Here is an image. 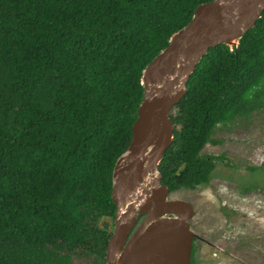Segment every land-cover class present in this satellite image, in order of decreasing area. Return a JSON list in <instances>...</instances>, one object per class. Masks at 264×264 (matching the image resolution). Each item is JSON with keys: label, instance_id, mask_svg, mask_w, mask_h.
Returning a JSON list of instances; mask_svg holds the SVG:
<instances>
[{"label": "trees", "instance_id": "1", "mask_svg": "<svg viewBox=\"0 0 264 264\" xmlns=\"http://www.w3.org/2000/svg\"><path fill=\"white\" fill-rule=\"evenodd\" d=\"M209 1L0 0V264H105L113 231L101 222L115 221L113 171L131 142L143 72ZM262 106L264 10L190 75L169 115L162 183L171 192L207 184L226 157L201 150Z\"/></svg>", "mask_w": 264, "mask_h": 264}, {"label": "water", "instance_id": "2", "mask_svg": "<svg viewBox=\"0 0 264 264\" xmlns=\"http://www.w3.org/2000/svg\"><path fill=\"white\" fill-rule=\"evenodd\" d=\"M263 10L264 0L203 3L145 68L144 96L131 142L113 171L112 199L117 209L105 264H191L195 234L189 223L194 208L187 201L169 199L171 191L162 183L159 170L173 143L169 115L186 94L190 75L209 49L237 45ZM232 39L237 42L229 44ZM119 168L127 171L119 174Z\"/></svg>", "mask_w": 264, "mask_h": 264}, {"label": "rangeland", "instance_id": "3", "mask_svg": "<svg viewBox=\"0 0 264 264\" xmlns=\"http://www.w3.org/2000/svg\"><path fill=\"white\" fill-rule=\"evenodd\" d=\"M213 139L220 143H208L201 152L226 159L217 162L210 181L169 195L194 208L189 223L195 234L193 264H264V171L259 168L264 163V106L218 127ZM249 167L258 168L252 172ZM248 187L254 189L244 191ZM114 223L105 218L101 225L113 231Z\"/></svg>", "mask_w": 264, "mask_h": 264}, {"label": "bare ground", "instance_id": "4", "mask_svg": "<svg viewBox=\"0 0 264 264\" xmlns=\"http://www.w3.org/2000/svg\"><path fill=\"white\" fill-rule=\"evenodd\" d=\"M236 42H237L236 39H232V40H230L228 43H229V44H233V43H236ZM165 76H167V72L165 73ZM130 156H131V158H133V154H131ZM127 168H128V167H127ZM127 168H125V169H123V168H119L118 173H119V174L125 173V172L127 171Z\"/></svg>", "mask_w": 264, "mask_h": 264}, {"label": "flooded vegetation", "instance_id": "5", "mask_svg": "<svg viewBox=\"0 0 264 264\" xmlns=\"http://www.w3.org/2000/svg\"><path fill=\"white\" fill-rule=\"evenodd\" d=\"M220 156V155H219ZM226 157V156H225ZM223 161V160H222ZM254 188H250V190L248 191V192H250V191H252ZM195 239V238H194Z\"/></svg>", "mask_w": 264, "mask_h": 264}]
</instances>
